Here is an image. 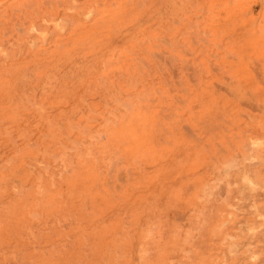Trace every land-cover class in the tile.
<instances>
[{
  "label": "bare ground",
  "instance_id": "1",
  "mask_svg": "<svg viewBox=\"0 0 264 264\" xmlns=\"http://www.w3.org/2000/svg\"><path fill=\"white\" fill-rule=\"evenodd\" d=\"M262 145L264 0H0V214L15 210L0 219V264L24 262L45 232L34 264H198L203 254L205 264H264V231L244 222L247 237L224 233L230 219L209 210L214 200L194 205L188 223L207 250L185 247L183 223L167 217L189 201L173 188L186 183L197 198L212 185L225 207L237 208V191L258 212ZM112 173L113 201L131 210H113V229L95 232L103 210L64 205L86 193L98 207L96 185ZM29 213L27 237L10 235Z\"/></svg>",
  "mask_w": 264,
  "mask_h": 264
},
{
  "label": "rangeland",
  "instance_id": "2",
  "mask_svg": "<svg viewBox=\"0 0 264 264\" xmlns=\"http://www.w3.org/2000/svg\"><path fill=\"white\" fill-rule=\"evenodd\" d=\"M163 81V80H162ZM157 83V82H156ZM159 83V82H158ZM162 83V82H161ZM164 84H165V82H164ZM168 84V83H167ZM158 86H156L159 90H160V96H161V94H163L165 91H162V90H167V89H165L164 88V86H163V83L162 84H157ZM152 87V86H151ZM149 98H151V99H153L154 100V103H156V102H158L156 99V96H154L153 94H150L149 95ZM156 98V99H155ZM162 99H163V97H161ZM33 131V130H32ZM77 131V130H76ZM71 132V134L72 135H74L75 134V136H79L80 137V134H78L77 132ZM70 133V132H69ZM35 136L33 137V138H37V133H35L34 134ZM59 138V137H58ZM60 138H62V137H60ZM19 139V138H18ZM63 139H65V137L64 138H62V140ZM77 141H79L80 143L83 141L82 140V138L80 139H77ZM18 142L21 144V146L20 147H23V148H25V151H24V154L26 155V154H28V152H29V156L27 155V158H30V156L31 155H33V152H31V150L29 149V148H27V147H25L22 143H23V141H21L20 139L18 140ZM85 144L87 143L86 141L84 142ZM262 146H264V145H262ZM9 149V147L7 148V150ZM51 150H55V145H54V147H51L48 151H49V153H50V151ZM95 153H96V157H95V161H101V165L100 166H97V168H98V171L99 172H101V175H104V174H106V171H107V169L109 168V165H108V163L106 162V160L105 161H103V160H100L99 158L101 157L102 158V155H101V153L98 155V151H97V149L95 148ZM121 161V160H120ZM77 163L79 164V163H81V161H77ZM123 166V170H122V172H123V182H124V184L125 185H127L128 186V183L132 180V178H130V177H128L126 174H127V171L125 170V165L123 164V163H120V165L119 166ZM108 172V171H107ZM100 175V177L102 178V176ZM83 175L81 174L79 177H82ZM85 180V179H84ZM195 181V179H194V177H193V179H191V184L192 183H196V182H194ZM199 181V183L201 184V180H198ZM106 182V181H105ZM104 182V183H105ZM127 182V183H126ZM189 182V181H188ZM86 183H87V181H86ZM96 183H97V180H96ZM119 183V182H118ZM110 184V185H109ZM187 184V183H186ZM184 185L183 184V186H181V185H179V184H177L175 187L173 186V188L176 190L177 188H181V194H182V198H180L181 199V201H186L187 199H189V201H187L185 204H177L176 205V214L175 215H173V211L174 210H169L168 212H169V216L167 215V217H170V215H172V216H174V218H176L177 220H179V222H181V223H183L182 225H181V234H183V235H185V237H183V235H182V240L184 241V239H186V242H185V247L190 243V242H192V239H193V242L196 244V245H199V247H201V248H205L206 250H207V247L205 246V244H203V245H201V243H196V241H195V239H197L198 240V235H196L197 233H200V232H196L197 230H196V225H191V223L190 224H188L189 223V221L191 220V219H193L194 217H195V214H196V210H198V209H195V207H194V205H196L198 202H200V204H199V206L201 205V203L203 202L204 203V200H207V198H209L210 200H214L213 202V204H211L210 205V209L209 210H215V209H217V210H221V211H224L225 213H223L222 215H225V216H220L221 217V219L222 218H225V221L228 219H230V222L228 223V222H225L226 224L224 225V233L225 232H227V231H233V232H235L236 233V230H237V236H239L240 234H242V233H246L245 234V236L247 237V232L248 231H246V230H243L242 228H240L239 227V225L240 224H243L244 222L245 223H250V224H252V225H254L255 227H256V229H262L263 231H264V199L263 200H261V204L259 205V211L258 212H255L256 211V208H251V207H249L248 206V200H246V199H243L241 196H240V194H238V192L237 191H235V198H233V203L234 204H236L237 203V208L236 207H234V205H233V207H230V206H226L225 207V205H224V199H222V197L224 198V194L223 195H221V194H219L218 195V197H216L217 195H212V196H208V192L210 193V192H212V190H213V187H212V185H210V187L209 188H206V192L205 191H203L202 192V190L201 191H199V194H197V195H199V198H197L196 196H194V191H196V190H198V185L197 184H192V188L191 187H187V185ZM203 184V183H202ZM105 186H101V185H96V190H99L100 191V198H99V202L97 203L99 206L98 207H96V208H91V206H90V204H92L91 203V197L89 196V195H87L86 193H79V196L78 197H76V198H73V200H72V202H68L69 201V199H67V202H66V204L64 205V209L63 210H83V212L84 211H89V210H103L102 212H96L94 215H93V217H95L96 219H98V222H97V226H96V228H97V230H94L95 232L96 231H99L100 229H102L103 227H106V228H112L113 229V210H131V205L130 204H125V205H123L122 204V201H125L126 203H127V201H128V199L127 198H122V201L121 202H117V200H115L117 203H115L114 201H113V173H112V178L109 180V182H106L105 184H104ZM6 186H9V184L8 185H6ZM222 185H221V183H220V187H221ZM224 187V186H223ZM185 189V190H184ZM111 190V191H110ZM213 191H215V190H213ZM10 197H13V196H10ZM0 198H2V199H4L5 201L7 200L6 199V197H5V194L3 193L2 195H1V197ZM127 200V201H126ZM150 200H151V198L150 197H148V200H147V202H150ZM62 202H65V198H62V200H61ZM263 201V202H262ZM84 204H85V206H84ZM113 205L115 206L114 208H113ZM151 205V204H150ZM261 205H262V207H261ZM78 207V208H77ZM70 208V209H69ZM224 208V209H223ZM235 208H236V210H235ZM42 208H40V210H41ZM12 211H15V210H1V213L2 214H0V219L3 217V221H6V220H9V216L12 214L11 212ZM20 211V210H19ZM28 210H26V212H27ZM174 211V212H175ZM65 212V211H64ZM211 212V211H210ZM43 212H41V214H42ZM66 213V212H65ZM82 213V212H81ZM91 213V212H90ZM4 214H6V216L4 217ZM27 213H25V215H26ZM92 214V213H91ZM217 214V213H216ZM65 215V214H64ZM214 215V214H213ZM28 216V220L26 219V221H23L22 223H21V225L20 224H15V223H17L18 222V219H16V222H12L11 224L9 223V225H8V227L9 228H5L9 233H10V235H11V233H14V231L16 230V228L17 227H19V229H21V231H23L22 233H23V237L24 238H26L27 237V235L29 234V232H28V224H31V226L33 227L34 226V224L33 223H31L30 221H32V216L30 215V213H29V215H27ZM171 216V217H172ZM216 216V215H215ZM66 217H67V215H66ZM187 218H190L189 220H188V222H187ZM218 218V217H217ZM175 219V220H176ZM220 219V218H219ZM220 219V220H221ZM215 222H217V220H213V222L211 223V224H215ZM244 223V224H245ZM73 224H74V222H69L68 224H66V223H63V224H60L59 225V227H61V229L62 228H64L65 230H66V228H67V226L69 225L70 227H74L73 226ZM80 224V223H79ZM88 223H84L83 224V227L81 228L82 229V231L83 230H86V229H88V226H86ZM101 226H103L102 228H101ZM85 227V228H84ZM183 227V228H182ZM192 227V228H191ZM196 227V228H195ZM105 228V229H106ZM189 228V229H188ZM207 228V227H206ZM23 229V230H22ZM78 229V228H77ZM76 229V230H77ZM185 229H186V231H185ZM71 230H73V228H71ZM74 230H75V228H74ZM75 230V231H76ZM48 231V230H47ZM54 230H51L50 232H53ZM190 231V232H189ZM204 231V230H203ZM74 232V231H73ZM184 232H186V233H184ZM217 233H219V232H217ZM48 234V232L46 233L45 232V235H47ZM72 234V233H71ZM194 234V235H193ZM220 234V233H219ZM45 235H42L41 234V237H45ZM51 235H53V234H51ZM190 235V236H189ZM193 235V237H191ZM191 237V239L189 238V237ZM237 236H236V238H237ZM41 237H39L37 240V242H34V244H31V246H30V249H28L27 250V253L28 254H26V256L25 257H23V260H24V262H21V260H20V256L19 255H21V253H18L17 254V259L18 260H20V263H16V264H34V262L36 263V261H37V259H35L34 257H31L30 255H34L33 254V252H35L34 250H32L33 248L34 249H40L41 248V246H43L42 244L44 243V242H40V241H42V239H41ZM245 237V238H246ZM8 239V238H7ZM211 239V241L215 244V245H219L220 243H219V237H211L210 238ZM9 240V239H8ZM69 240H71V238L69 239ZM189 240H190V242H189ZM27 241L29 242V243H31V237L30 236H28V238H27ZM5 242H7V240L5 241ZM187 242H188V244H187ZM192 242V243H193ZM198 242V241H197ZM38 243H40V244H38ZM208 243H210L209 241H206V244H208ZM10 244V243H9ZM8 243H7V246H6V250L7 251H10V249H11V247H10V245H9ZM54 244V243H53ZM195 244H193L194 246H195ZM115 242H113V248H115ZM57 247H59V246H56V248ZM88 248L90 247V246H87ZM220 247V246H219ZM219 247L217 246V249H213V250H211L212 251V259H213V255L216 253V251L218 250V252H220L221 250H219ZM55 247H54V249L55 250H57ZM250 248H251V246H250ZM209 249V248H208ZM205 250V251H206ZM223 250V249H222ZM30 254V255H29ZM203 254V253H202ZM207 255H205V254H203V256H201L202 258H200V262L198 263V264H205V262H207V260H205L204 259V257H206ZM115 258H118V257H115ZM227 259V261H229V259H230V254L229 253H227L226 254V258H225V260ZM30 260V261H29ZM71 260V259H70ZM115 260L116 259H113V262H115ZM118 261H119V259H117ZM116 260V261H117ZM1 261V260H0ZM117 261V262H118ZM226 261V262H227ZM225 262V261H224ZM5 264H9L8 263V261H6V262H4ZM218 263H223V262H221V261H219ZM197 264V263H196Z\"/></svg>",
  "mask_w": 264,
  "mask_h": 264
}]
</instances>
